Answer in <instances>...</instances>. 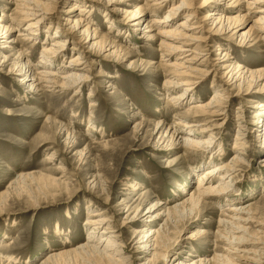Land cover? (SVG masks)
Masks as SVG:
<instances>
[{
	"label": "rangeland",
	"instance_id": "rangeland-1",
	"mask_svg": "<svg viewBox=\"0 0 264 264\" xmlns=\"http://www.w3.org/2000/svg\"><path fill=\"white\" fill-rule=\"evenodd\" d=\"M139 1L142 0H55L49 6L50 14L45 21V29L51 26L52 32L56 30L63 34L65 27L62 26L64 21H61V17L68 15L66 11L71 5L77 6L79 2H85L90 10L85 17L87 19L83 18L91 30H95L100 40L104 39L102 35L108 34L105 38L125 49L123 57L122 52L115 53L113 58H123L121 63H115L114 59H104L103 55L74 52L76 40L73 45L65 48L62 58L65 63L71 57L85 58L83 62L87 65L91 59L96 62V65L90 66L91 75L87 74L91 80L75 96L73 90L58 88L29 91L19 78L10 75L20 66L17 54L20 43H7L16 38L17 32L0 38V54L10 60L6 66L0 67V243L4 242L8 248L0 249V264H41L52 253L76 250L86 243L87 234L92 231L84 226L87 217L102 210L113 228L111 232L120 237L121 241L117 243H123L125 248V251L118 250L124 257L131 258V264L143 263L145 260L139 261L137 258L140 256L132 248L135 242L131 240L132 228L125 227L128 215H134L139 208L137 213L141 218L138 226H142L147 220L142 215L156 202L166 205L154 215L160 218L161 212L163 217L170 215V208L187 198L180 191L182 187L187 192L192 190L195 180L202 174L204 168L197 170L201 160L216 161L220 157L218 147L212 149L211 153L199 155L193 151L185 154L181 149H168L170 130L174 123L181 121L188 126L195 125L194 121L184 117V112L197 102H208L212 91L221 85L213 80L214 67L210 65L220 43L216 41L209 48V79L196 90L194 95L197 100L178 102L176 108H171L163 82L167 78L166 74L174 73L173 68L168 65L175 62L176 55L169 59L170 57L162 54L163 60L167 61H161L157 70L140 65L147 59L156 58L155 61L158 62L160 55L154 52L158 49V40L148 41L140 38L142 33H135V23L140 19L126 21V15L142 5ZM200 1L194 0V3ZM179 2L180 0L171 2L157 16H164L170 7ZM13 3V0H0V27L11 25L20 30L16 25L22 17ZM115 5L120 12L112 11L111 6ZM1 13L5 18L2 19ZM259 16L255 12L251 20H256ZM185 17L186 14L177 21ZM141 24L143 29L146 22L142 20ZM41 33L36 41L24 43L23 50L30 55L27 58L29 69L34 71L42 68L39 64L41 50L44 44H48L44 43V30ZM53 41L54 38L49 39L50 43ZM3 47L7 49H2ZM108 49L109 47L105 49V55L109 53ZM222 49L249 69H254L255 66L256 69H264V39L261 44L248 49L229 43ZM62 59L59 60L60 63ZM130 63L134 66L126 69ZM60 72L57 71L59 75ZM108 75L116 77L110 79ZM108 82L115 89L107 88ZM256 88H264V80L255 85L250 80H244L238 88L241 89L240 92L243 91V96L236 97L237 90L231 91L235 97L226 102V118L211 120L210 124L221 125L224 122L221 129L214 130L218 134L217 138L221 137V142L224 143L223 162L231 161L235 154L232 149L235 142L244 143L243 150L238 147L239 153L243 154L242 162L235 180L230 181V190L240 189L239 194L243 189V192L248 190V193L252 190L248 198H243V204H258L263 208L264 200L261 196L264 194V151L258 146L262 145L264 137L258 136L254 130L256 128L251 125L256 123L255 114L260 110L253 109L252 97L244 95ZM179 92L181 91H170L168 95L173 96ZM260 101H264V95ZM90 102L95 104L92 109H89ZM238 108L243 111L240 116L242 121H236L237 115H240ZM261 121H264V111L261 113ZM158 122L161 123L154 131ZM238 123L242 129L237 128ZM138 124L141 127L136 131ZM169 126L171 129L167 131ZM246 127L251 129L250 132L244 131ZM235 137L239 141H235ZM72 143H75L74 146ZM194 172L193 181L186 185L188 174ZM93 176L100 177L102 193L92 183ZM252 177L257 180H252ZM52 179L58 180L60 185H52ZM137 186L140 188L136 189ZM89 205L93 207H87ZM230 205L210 200L199 212L180 215L179 217H183L169 231L168 245L172 246L168 259L159 264H171L174 252H182L183 257L189 260L193 259L189 257L191 255L205 259H210L214 254L227 256V251L224 250L230 246L224 239L217 238L216 232L220 228L218 222L227 216L225 208ZM257 222L264 224V219ZM161 223L158 222L159 225ZM247 228L250 232L258 230L256 224L248 225ZM199 230L204 233L183 241L186 243L181 246L183 238L196 235ZM110 235L101 233L90 246L103 248L105 243L100 242V239L111 237ZM235 236L240 237V234ZM178 247L180 249L176 250ZM70 256L69 264H85L78 254L70 253ZM234 261L244 263L236 259Z\"/></svg>",
	"mask_w": 264,
	"mask_h": 264
},
{
	"label": "bare ground",
	"instance_id": "bare-ground-1",
	"mask_svg": "<svg viewBox=\"0 0 264 264\" xmlns=\"http://www.w3.org/2000/svg\"><path fill=\"white\" fill-rule=\"evenodd\" d=\"M13 1V5L22 17L18 19L20 23L16 25L20 30L11 27V25L1 26L0 30L2 32H0V38H5V34L17 32L16 38L9 40L7 43L12 45L20 43V49L17 51L20 66L18 69L12 71L10 75L19 78L21 84L27 87L29 91L35 92V90L38 91L40 88H58L62 90H73L74 96L82 92L84 85L91 80L87 76V74L91 75L90 66L96 65V62L95 59H91L90 64L87 65L83 62L85 58L81 59L78 57H71L68 63L63 62L62 58L65 48L71 44L73 45L75 40L79 48L77 46L74 47V52L80 51L85 55L90 54L92 56L103 55L102 57L104 59H114L113 61L115 63H121L123 61L122 57L125 55L123 52L125 50L123 49L124 47L117 45L111 39L105 38L108 34L102 35L104 39L100 40L95 30L92 31L90 25L86 24L84 18L88 15L90 6H87L85 2H79L77 6L71 5L69 10L66 11L68 15L64 18L61 17V21H64L62 26L65 27L63 35L56 30L52 32V27L49 25L45 29V21L50 14L48 8L52 3H55V0ZM174 1L176 0L139 1L142 5L136 7L132 13H128L126 15V21L130 22L135 19H140L135 23L137 27L135 33H140V35L142 33L140 38H146L148 41H159L158 49L154 52L160 55V60L156 62V58L147 59L142 61L140 65L157 70V66L159 67L161 61H167L163 60L162 54L168 58L170 57L169 59H173L171 56L176 55L175 62L168 65L173 68L174 73L166 74L167 78L163 82V87L167 91V102L171 108H176L178 102L183 103L184 101L197 100L195 98L196 90L200 89L209 79L210 70L207 67V61L209 60L211 51L209 48L216 41L220 43L216 57L211 60L212 63L210 62V65H212V68L214 67L213 80L221 85L212 91L211 99L208 102H197L184 112V117L189 118L190 121H194L195 125L188 126L185 123H181V121H177L174 123L172 129L170 126L166 128L167 131L171 129V134L168 139L170 142L168 149H181L185 154L193 151L196 155H199L207 152L211 153L212 149L218 147L220 157L216 161L201 160L197 170L204 169L202 174L195 180L194 187L188 192L182 187L180 191H183L182 195L187 198H184L182 202L171 207L170 215L163 217L161 212L159 215L164 219L154 215L156 211H161V208L166 205L157 202L154 205H150L142 215V217L147 219L143 222L144 224L142 226H138L139 218H141V215L139 217L137 213L139 208H137L134 215L126 216L125 227L132 228L131 240L132 242L135 241L132 248L140 256L137 258L139 261L145 260V262L140 264H159L161 261L168 259L169 250L172 246L168 245L170 238L168 237L169 231L171 227L177 225L179 218L181 219L183 217L179 216L186 212L191 213V215L192 213H197L202 206L207 205V201L216 200L231 204L224 210L227 214L224 217L225 219L218 222L220 228H223V230L219 228L216 232V237L224 239L230 246L224 250L227 251V256L214 254L210 259L195 258L194 255L189 256L195 259V261L184 258L182 252L175 254L172 251L174 256L172 257L171 264H238L234 259L243 261V264H264V224H262L263 222H257V220L264 219V216H261L264 214V207H259L258 204L253 203L243 204V198H248L250 193L253 192L252 190L250 193H248V190H245L244 193L243 189L240 194V189L230 190L232 186L230 185V181L235 180V174L238 172V167L242 162L241 155L243 154L239 153L238 147L243 150L244 143L241 141L235 142L232 147L235 154L232 156L231 161L229 163L223 162L224 143L221 142V137L217 138L218 134L214 130L216 128L221 129L224 122L221 125L210 124L212 122L211 120L216 121V119L226 118V102L232 100L235 96L240 98L243 96V91L240 92L241 89L238 90V88L243 84L244 80H250L254 85L264 80V69H256V66L254 69H249L241 65L239 63L240 61L238 62L236 58H231L225 52L226 50L222 49V47L225 48V44L227 43L242 49H248L263 42L264 0H201L199 3H194V0H180L177 5L170 7L164 16H157L168 4ZM257 8L259 10L256 11ZM111 9L112 11L116 10L120 12L116 5L111 6ZM243 9L246 10L240 12ZM255 12H258L260 16L256 20H251ZM184 14H186V17L181 21H177ZM201 15L204 16L201 17ZM1 17L2 19L5 18L3 13H1ZM142 20L146 22V26L143 29L141 27ZM43 30L45 33V35L43 34L44 43L48 44H44L41 50V61L39 64L42 68L37 71L30 70L27 61L30 55L24 52V43L26 41H36L43 33H41ZM2 34L4 35L2 36ZM63 37L66 38L63 40ZM50 38H54L55 41L50 43ZM17 39H20V41ZM107 47H109L107 50L109 53L105 55L104 52ZM2 49H7V47H3ZM8 49L13 50L12 48ZM14 51H16L15 48ZM119 51L123 53L122 57L120 59L118 56V58H113L116 55L115 53ZM61 59L62 62L60 63L59 60ZM9 61L8 57L0 54V62H2L0 67L6 66ZM133 66V63H130L126 69L132 68ZM57 71H61V75ZM108 76L110 79H115L116 77ZM109 82L106 87L115 89ZM234 90H237L235 96L231 92ZM170 91L181 92L169 96L168 93ZM244 95L252 97L253 102L251 104L254 105L253 109L260 110V112L255 114L256 123L251 125L256 128L254 130L258 136L261 135L264 137V121H261V113L264 111V101H260L264 95V88H256L255 91L245 92ZM256 99L258 101L254 102ZM89 104V109L95 107L93 102ZM241 106L243 108V103H241ZM241 108H238V114L240 115H237L236 121H242L240 116L243 114V111ZM160 123H156L154 131L157 130ZM140 127L141 125L138 124L135 130L139 131ZM237 128L242 129L239 123ZM250 130L248 127L244 129L246 132H250ZM176 132L178 133L176 134ZM235 141H239V139L235 137ZM72 144L74 146L75 143ZM258 148L262 152L264 151V141ZM195 173L188 174L187 177L189 179L186 180V185L193 181ZM251 179L257 180V178L253 177ZM52 183L54 186L60 185L56 179H52ZM92 183H95V187H99L98 189L103 186L100 177L97 176H93ZM244 186L246 185L244 184ZM138 188L140 187L137 186L136 189ZM102 191L100 189V193ZM261 199L264 200V194L261 196ZM87 207L93 206L89 205ZM102 211L94 212L90 214L92 216L87 217L84 226L89 227L92 231L87 234L85 244H82L74 251L52 253L41 264H69L68 258L71 257L70 253H76L81 256V260L85 264H131V258L124 257L123 253L118 250L124 249L125 251L122 245L123 243H117L121 241L120 237L116 233L111 232L113 228L110 227L106 213ZM158 222L162 223L159 225ZM251 224H256V227H258L256 232H250L247 228ZM101 233H104V235L111 234V237H103L100 239V242L105 243L104 247L99 249L95 246H90V243H93ZM202 233L204 231L199 230L196 232V235L183 238L180 243L182 244L181 246L183 247V244L186 243L183 241H189L194 237H199ZM259 233L262 235L260 236ZM235 234H240V237H236ZM1 243L0 249L8 250L7 245L3 244L4 242ZM180 247L176 248V250L180 249ZM216 249L215 247L214 251ZM74 256L76 257V255Z\"/></svg>",
	"mask_w": 264,
	"mask_h": 264
}]
</instances>
